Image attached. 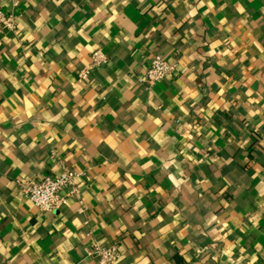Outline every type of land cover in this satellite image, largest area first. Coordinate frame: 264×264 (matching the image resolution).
I'll list each match as a JSON object with an SVG mask.
<instances>
[{"label":"crops","instance_id":"obj_1","mask_svg":"<svg viewBox=\"0 0 264 264\" xmlns=\"http://www.w3.org/2000/svg\"><path fill=\"white\" fill-rule=\"evenodd\" d=\"M155 56L177 71L148 90ZM61 165L83 213L20 192ZM92 240L117 264H264V0H21L0 29V264H97Z\"/></svg>","mask_w":264,"mask_h":264},{"label":"built area","instance_id":"obj_2","mask_svg":"<svg viewBox=\"0 0 264 264\" xmlns=\"http://www.w3.org/2000/svg\"><path fill=\"white\" fill-rule=\"evenodd\" d=\"M20 5L21 0H0V29L15 32ZM107 63V55L100 49L94 50L90 55L89 63L77 73L76 82L87 83L93 73ZM176 71L175 63L161 56H155L150 60L144 74L137 78V83L150 90L157 83L174 75ZM82 177H85L84 172H76L61 165L60 172L56 176H45L40 180L19 184V189L22 196L40 212H56L65 207L69 201H75L79 206V212L83 213L85 207L80 190L75 184V180ZM85 254L86 257L95 259L97 264H117L120 259L116 244L104 246L95 240L90 242Z\"/></svg>","mask_w":264,"mask_h":264}]
</instances>
